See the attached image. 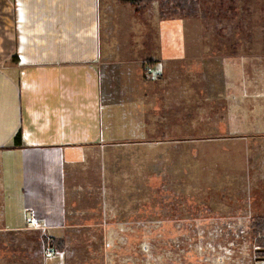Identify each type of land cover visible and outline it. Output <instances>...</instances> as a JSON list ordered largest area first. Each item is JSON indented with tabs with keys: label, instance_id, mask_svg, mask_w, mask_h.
<instances>
[{
	"label": "crops",
	"instance_id": "1",
	"mask_svg": "<svg viewBox=\"0 0 264 264\" xmlns=\"http://www.w3.org/2000/svg\"><path fill=\"white\" fill-rule=\"evenodd\" d=\"M212 1L204 15L186 18L158 2L136 9L117 0H0V264H79L89 251L108 264H136L141 254L144 260L147 220L162 223L163 193L171 197L166 208L187 218L193 107L215 81L235 106L251 82L258 84L252 99L264 89V75L227 73L226 66L247 62L238 42L194 38L196 18L236 17L233 6ZM211 65L222 73L210 74ZM242 127L260 132L215 141L249 145L248 137H264V122L234 129ZM19 131L23 146L15 147ZM257 159L252 173L264 176V154ZM230 173L210 206L227 211L246 202L253 209L255 196H264L261 182L255 187L254 175L241 182ZM232 177L238 181L228 184ZM54 239L66 249H55ZM123 241L135 248H117Z\"/></svg>",
	"mask_w": 264,
	"mask_h": 264
},
{
	"label": "rangeland",
	"instance_id": "2",
	"mask_svg": "<svg viewBox=\"0 0 264 264\" xmlns=\"http://www.w3.org/2000/svg\"><path fill=\"white\" fill-rule=\"evenodd\" d=\"M221 5H227V8L229 5L233 6L234 8L230 12H235L236 17H231L230 20L227 18L217 20L214 14H209L196 18V22L192 21L194 38L201 37L202 40L214 42V44L220 43L223 47L238 42L240 44L238 46L242 50L241 54L246 55L247 62L243 63L242 66H226L225 68H228L227 73L262 77L264 75V0H224ZM150 9L152 11L153 7ZM230 12L229 15H231ZM237 26H242V28L237 29ZM247 34L251 36L249 37ZM249 48L252 49L249 50ZM254 58H259L262 61L254 60ZM222 68L221 65H211L209 73L213 75L220 74ZM262 83L264 85V78L259 79V84ZM246 84L243 83V85ZM213 85L214 87L207 91V96H205L206 93L203 94L202 98L206 97L203 104H196L193 107L192 125L194 127L192 136L195 139L192 147H186L190 150L193 161H191L193 172L191 193L193 195L188 197V201H192V205L188 204V216L186 218L184 210L180 209L175 214L171 209L166 208L169 207L171 197L163 193L161 225L156 222L155 225L150 226L148 225L150 223L149 219L147 220L146 241L154 239L158 240L159 245H162L163 240H166L163 247H159L160 252L157 250L159 264H166V260H170L172 264L255 263V249L249 223L253 217L264 215V196H255L256 205L251 210L246 209V202H240L238 206L227 211L214 209L210 205L216 206L217 201H213L212 198L214 195L213 190L219 187V184H217L219 179L224 177L225 174V176H229L230 172V175L238 177L239 180L246 178L248 174L254 175V186L257 187L256 182H261L260 186L264 187V176L256 171L252 173L255 165L252 161L259 160L257 157L264 154V137H248L249 145L243 143L235 145L233 142L215 141V139L226 135L260 132L259 130H251L248 127H242L240 130L234 128L235 125L239 124L244 126L250 124V122H264V89L258 98L252 99L251 95L257 92L252 87L258 84L255 81L251 82L252 89L243 88L242 94L246 98L241 99V106H235L234 102L229 100L231 95L227 97V94H225L226 101L222 100L221 83L215 81ZM207 100L209 101L207 102ZM219 142H222V145ZM261 142L262 144H260ZM178 148L186 149L185 146H179ZM164 153L166 151L163 150V157ZM223 154H226V156ZM184 158L185 156H178L179 160ZM249 159L251 160L249 171H242V174H239L241 169L250 164ZM161 164L162 169L168 173L171 164L169 160H163ZM225 167L229 168L230 171H227ZM262 170L264 175V165ZM241 175L246 176L241 177ZM234 182V178L227 179L228 184ZM241 182L246 181L243 179ZM236 186L239 188V185L236 184ZM237 187H233V190ZM190 206H192V209H190ZM205 206L210 208H205ZM182 209H185L184 206ZM179 212L184 214L181 215ZM175 215L178 216L177 219ZM146 241L140 243V249L143 244L145 248H149ZM170 241L171 245H169ZM134 246L135 243L133 242L123 241L117 248L132 249L135 248ZM89 252L82 253L78 257L77 263L91 264L90 262L93 260L97 264H108L107 256L101 259L96 257L95 251ZM113 255L116 256L115 252L110 250V260L116 261L117 258H113ZM161 256L165 258L163 259ZM152 257L150 256L145 260L144 252V260L141 254L139 257L140 263H135L142 264L143 261V264H152L151 261L155 260V253L152 254ZM52 259L49 258V264H52ZM130 260L133 261V259ZM157 260L156 264H158ZM119 261L122 264L123 260L119 259Z\"/></svg>",
	"mask_w": 264,
	"mask_h": 264
},
{
	"label": "trees",
	"instance_id": "3",
	"mask_svg": "<svg viewBox=\"0 0 264 264\" xmlns=\"http://www.w3.org/2000/svg\"><path fill=\"white\" fill-rule=\"evenodd\" d=\"M223 1L224 0H216L212 2H217V4H220ZM117 2L121 5L135 7L136 9H144L152 5V3L158 2L164 12L169 11L170 9L173 11V14L171 15L172 17L192 18L200 16V13H202V8L204 9V3L207 2V0H117ZM247 35L249 37L251 36L249 34ZM13 143V146L15 147L23 146V138L20 131L16 134ZM249 229L255 249V261H262L264 260V215L253 217L249 223ZM157 241L158 240L154 239L146 241L148 242L149 248H145V260H147L150 256L152 257V254L155 253V260L151 261L152 264H156V260L158 259L157 250L163 247L166 240H163L162 245H159ZM50 243L58 251H63L66 249V241L64 239H54L51 240ZM169 245H171V241L169 242ZM161 258L164 259L165 257L161 256ZM171 260L173 261V259ZM159 261L160 260H157L158 264L160 263ZM166 264L172 263L170 260H166Z\"/></svg>",
	"mask_w": 264,
	"mask_h": 264
},
{
	"label": "built area",
	"instance_id": "4",
	"mask_svg": "<svg viewBox=\"0 0 264 264\" xmlns=\"http://www.w3.org/2000/svg\"><path fill=\"white\" fill-rule=\"evenodd\" d=\"M147 69H148V71H150L151 70L150 66H148ZM28 224L31 225V226H34V227L37 226L36 223L33 221L32 217L29 218Z\"/></svg>",
	"mask_w": 264,
	"mask_h": 264
}]
</instances>
